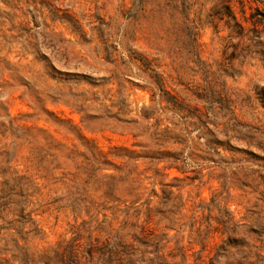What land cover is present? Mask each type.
<instances>
[{
  "label": "rangeland",
  "instance_id": "374dc122",
  "mask_svg": "<svg viewBox=\"0 0 264 264\" xmlns=\"http://www.w3.org/2000/svg\"><path fill=\"white\" fill-rule=\"evenodd\" d=\"M170 1L0 0V264H264V62Z\"/></svg>",
  "mask_w": 264,
  "mask_h": 264
},
{
  "label": "trees",
  "instance_id": "16d2710c",
  "mask_svg": "<svg viewBox=\"0 0 264 264\" xmlns=\"http://www.w3.org/2000/svg\"><path fill=\"white\" fill-rule=\"evenodd\" d=\"M240 1V11L237 12L234 6V0H216L215 5L211 8L210 17L212 19V23H214V29L215 33L218 35L221 31L227 30L228 35L225 38L226 45L225 50H228L229 48H233V53L236 56H243L244 58L250 57L252 55L259 56V59L264 62V11L257 8H254L253 11L247 15L246 12V0H239ZM257 2L264 3V0H258ZM194 3L191 0H171L169 5L167 6V9H171L174 14H180L183 16L184 24L187 23H193L194 20L190 17V11L192 9V6ZM221 24H223V27L221 29ZM196 25V24H195ZM197 26L195 27V29ZM205 74L207 75V78H212L215 73L211 71V67L206 65V71ZM161 88H163L161 86ZM160 88V89H161ZM163 91V89H161ZM199 98L205 102V103H211L215 106V104L219 101H222V99L227 98V93L225 92V85L222 86L221 89L217 87V85L213 82H207L206 86H204L201 90L200 95H198ZM172 105L176 108H179L180 103L174 102ZM145 118H151L148 115H145ZM138 159L140 158H149L152 160H155L154 157L147 155H144L143 157H136ZM136 159V160H138ZM162 160V159H158ZM17 185L11 186L9 189L10 194L17 193ZM171 201V198L164 197V201L162 205L164 207H169V203ZM134 210L136 214H139L138 208L135 207H128L124 213L125 216H129L130 211ZM151 210L148 212L150 213ZM146 231L143 230V233ZM152 234H143V236H137L136 234H133L132 238L136 243L139 245H143L144 248L147 250L148 247L154 246L153 250V258L150 259L147 264H167L163 257L159 255L160 248L159 244L157 243H151L153 237H149ZM122 243V244H121ZM112 244V243H111ZM109 244V245H111ZM120 244V245H119ZM118 245L122 247V252L125 255V258L121 261H128L129 264H144V259H139L138 253H140V249L135 246L134 244H124L122 240H120V243ZM108 245V244H107ZM127 249H130L128 251ZM74 249L67 248L64 249V252L61 253L60 259L61 262L64 264H67L71 259L76 258L77 255L74 254L76 252L73 251ZM104 249L102 247H91V249L88 250L89 256H92V253L103 251ZM147 251H145L146 253Z\"/></svg>",
  "mask_w": 264,
  "mask_h": 264
}]
</instances>
